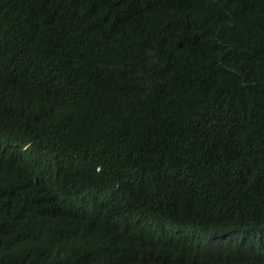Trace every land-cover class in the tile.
<instances>
[{
    "label": "trees",
    "instance_id": "trees-1",
    "mask_svg": "<svg viewBox=\"0 0 264 264\" xmlns=\"http://www.w3.org/2000/svg\"><path fill=\"white\" fill-rule=\"evenodd\" d=\"M0 264H264V0H0Z\"/></svg>",
    "mask_w": 264,
    "mask_h": 264
}]
</instances>
